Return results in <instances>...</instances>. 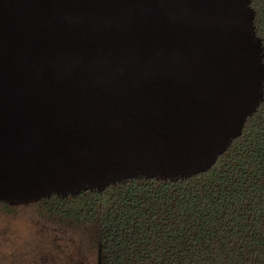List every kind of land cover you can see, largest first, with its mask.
<instances>
[{"label": "water", "instance_id": "1", "mask_svg": "<svg viewBox=\"0 0 264 264\" xmlns=\"http://www.w3.org/2000/svg\"><path fill=\"white\" fill-rule=\"evenodd\" d=\"M251 0H0V203L211 168L263 100Z\"/></svg>", "mask_w": 264, "mask_h": 264}, {"label": "trees", "instance_id": "2", "mask_svg": "<svg viewBox=\"0 0 264 264\" xmlns=\"http://www.w3.org/2000/svg\"><path fill=\"white\" fill-rule=\"evenodd\" d=\"M251 8L264 50V0ZM32 204L45 219L81 231L97 264H264V95L203 173L127 179Z\"/></svg>", "mask_w": 264, "mask_h": 264}, {"label": "rangeland", "instance_id": "3", "mask_svg": "<svg viewBox=\"0 0 264 264\" xmlns=\"http://www.w3.org/2000/svg\"><path fill=\"white\" fill-rule=\"evenodd\" d=\"M0 264H97V255L81 231L45 219L34 204H0Z\"/></svg>", "mask_w": 264, "mask_h": 264}]
</instances>
